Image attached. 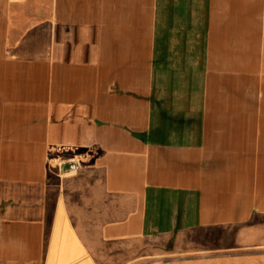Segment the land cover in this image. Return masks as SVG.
<instances>
[{"label": "crops", "instance_id": "crops-1", "mask_svg": "<svg viewBox=\"0 0 264 264\" xmlns=\"http://www.w3.org/2000/svg\"><path fill=\"white\" fill-rule=\"evenodd\" d=\"M0 264H264V0H0Z\"/></svg>", "mask_w": 264, "mask_h": 264}, {"label": "built area", "instance_id": "built-area-1", "mask_svg": "<svg viewBox=\"0 0 264 264\" xmlns=\"http://www.w3.org/2000/svg\"><path fill=\"white\" fill-rule=\"evenodd\" d=\"M69 168H70L72 171H77V170H79V165L76 164V163H70Z\"/></svg>", "mask_w": 264, "mask_h": 264}]
</instances>
